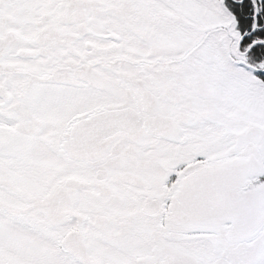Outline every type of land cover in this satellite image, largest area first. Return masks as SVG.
<instances>
[{"label":"snow or ice","instance_id":"obj_1","mask_svg":"<svg viewBox=\"0 0 264 264\" xmlns=\"http://www.w3.org/2000/svg\"><path fill=\"white\" fill-rule=\"evenodd\" d=\"M0 264H264V0H0Z\"/></svg>","mask_w":264,"mask_h":264}]
</instances>
